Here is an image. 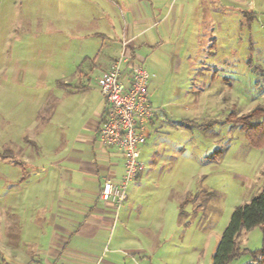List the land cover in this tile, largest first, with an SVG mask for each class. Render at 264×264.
Instances as JSON below:
<instances>
[{
  "label": "rangeland",
  "instance_id": "rangeland-1",
  "mask_svg": "<svg viewBox=\"0 0 264 264\" xmlns=\"http://www.w3.org/2000/svg\"><path fill=\"white\" fill-rule=\"evenodd\" d=\"M188 2L170 47L145 65L159 112L146 127L143 175L127 193L140 232L124 243L132 250L119 255L122 264H213L235 208L263 190L264 148L229 119L264 108V0ZM105 3L0 0V229L8 191L21 181L15 170L7 176L2 156L21 147L33 123L51 122L53 104L59 113L79 104L67 99L69 86L96 85L104 67L94 58L110 43L98 35L103 11L114 10ZM240 244L247 253L230 264L251 262L263 227L244 231Z\"/></svg>",
  "mask_w": 264,
  "mask_h": 264
},
{
  "label": "crops",
  "instance_id": "crops-1",
  "mask_svg": "<svg viewBox=\"0 0 264 264\" xmlns=\"http://www.w3.org/2000/svg\"><path fill=\"white\" fill-rule=\"evenodd\" d=\"M104 1L114 10L103 11L108 13V21L98 35L110 43L109 52L102 54L104 59L100 60L101 53L94 58L104 67L96 85L69 86L67 99L80 97L79 104L64 108L61 114L53 104L51 122L46 121L42 129L33 123L21 147L2 156L8 163L7 176L15 170L21 181L8 191L14 197L9 196L5 203L0 264H122L119 255L132 250L124 243L134 242L139 230L133 209L125 206L129 196L120 208L110 199H99L104 183H120L125 171L123 154L98 140L106 111L99 80L123 54L129 64L147 70L152 51L170 47L178 13H184L190 0ZM155 78L150 80L148 91ZM152 96L149 101L158 109ZM158 112L145 122V135ZM146 144L141 146V154ZM143 172L144 166L131 184Z\"/></svg>",
  "mask_w": 264,
  "mask_h": 264
},
{
  "label": "built area",
  "instance_id": "built-area-1",
  "mask_svg": "<svg viewBox=\"0 0 264 264\" xmlns=\"http://www.w3.org/2000/svg\"><path fill=\"white\" fill-rule=\"evenodd\" d=\"M129 63L123 54L99 80L106 111L98 140L104 147L119 150L125 159L121 182L104 183L99 199H110L118 208L127 200L129 185L143 169L140 148L146 144L145 122L157 112L148 93L150 80L155 75Z\"/></svg>",
  "mask_w": 264,
  "mask_h": 264
},
{
  "label": "trees",
  "instance_id": "trees-1",
  "mask_svg": "<svg viewBox=\"0 0 264 264\" xmlns=\"http://www.w3.org/2000/svg\"><path fill=\"white\" fill-rule=\"evenodd\" d=\"M229 120L244 132L251 146L257 149L264 148L263 107H256L248 115L240 117L231 115ZM255 227H263L264 230V186L262 192L250 203L239 206L233 211L230 222L218 245L213 264H230L247 253V250L241 248L240 238L244 231H249ZM250 255L251 262L249 264H264V244L261 250L252 252Z\"/></svg>",
  "mask_w": 264,
  "mask_h": 264
}]
</instances>
